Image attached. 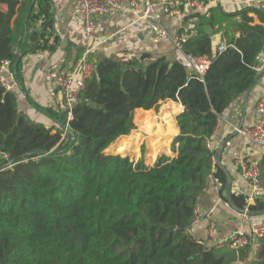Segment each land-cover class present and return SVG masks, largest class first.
Segmentation results:
<instances>
[{"label": "trees", "instance_id": "1", "mask_svg": "<svg viewBox=\"0 0 264 264\" xmlns=\"http://www.w3.org/2000/svg\"><path fill=\"white\" fill-rule=\"evenodd\" d=\"M4 4L8 11L0 10V264H264V238L257 241L252 260V243L240 251L218 250L190 233L210 177L223 187L228 183L219 161L212 164L217 152L207 144L225 110L259 78L255 68L264 51V12L249 5L234 12L231 17L240 19V37L231 39L216 57L213 10L210 17H198L199 36L184 51L210 61L203 76L176 60L147 53L92 61L93 75L71 110L66 102L56 109L28 97L31 106L51 120L49 127L20 111L17 95L1 80V67L10 62L9 70L28 95L24 58L54 53L59 46L52 0H25L24 5L22 0H0V6ZM253 15L261 24H254ZM164 98L185 108L177 118L180 134L171 146L176 158L163 154L148 167L145 148L137 163L120 156L139 155L141 132L113 145L120 155L105 154L135 129L136 110L146 111L141 121L147 123L150 110L158 112ZM151 124L146 133L155 156L168 140L161 138L160 127L152 131ZM260 167L264 189V156ZM261 196L249 206L250 214H264ZM247 198L233 195L232 204L242 211Z\"/></svg>", "mask_w": 264, "mask_h": 264}, {"label": "crops", "instance_id": "2", "mask_svg": "<svg viewBox=\"0 0 264 264\" xmlns=\"http://www.w3.org/2000/svg\"><path fill=\"white\" fill-rule=\"evenodd\" d=\"M240 1L219 0L217 4L211 7L215 19V27L211 33L214 36L221 34L222 42L226 44L231 39L240 37L236 27L240 19L231 17L234 12L245 6ZM24 3L25 0H22L21 5H24ZM52 3L55 32L59 38V46L54 53L40 52L24 58L22 75L28 95L20 87L11 71L2 73L1 77L3 84L17 95L20 111L38 123L46 124L49 127L52 124L50 119L31 106L28 97L42 106H53L56 109L63 108L66 102L59 94L56 96L50 95L48 84L45 80V70L48 68L56 71L60 69L71 70L89 49L92 50L91 57L93 62L105 57L118 60L122 58L131 59L146 53L155 58L175 60L172 42L170 40L151 41L147 39L145 37L147 25L143 21H137L136 17L130 13L123 12L114 17H98L96 35L94 38H88L83 23L72 16V0H52ZM0 10L7 12L8 6L5 4L1 5ZM199 16H204V13L200 10L186 14L182 18L168 16L163 11H160L158 13V21L172 36L183 30H196L199 36V27L196 28ZM254 24H261L256 16H254ZM259 64H264V51L259 56ZM257 73L259 78L252 89L239 96L219 118L215 133L210 140V147L212 150H216L219 164L226 172L228 183L223 187L220 182L210 177L207 187L198 201L202 219L196 226H192L190 233L196 240L208 247H213L215 241L227 238L237 231H244L247 235L251 234V227L244 222L242 211L238 210L231 200L233 195L249 196V188L242 178L239 168L236 166V157L239 153H248L257 159H262L264 148L246 143L243 137L233 133V128L252 127L258 120L257 106L261 101H264V71ZM150 111L153 112V115L150 116L147 123L141 121L145 117L144 112L146 111L143 109L135 111L134 131L142 134L143 139L140 146L141 144L143 146L145 141L148 143L146 127L150 123L153 124H151L152 131L155 132L160 127L161 131L164 132V134H161V138L168 140L167 144L155 156L151 149L147 157L146 155L144 156L145 164L148 167H153L159 156H161L159 155L161 152H164L163 154L170 159L177 157V152L174 153L171 150V146L174 139L180 134L177 118L185 112V108L179 102L164 98L160 102L158 112L155 110ZM131 135L117 139L105 151V154L120 155L116 150L112 149L113 145L118 140L128 138ZM147 145L149 146V144ZM120 156L127 157L124 155ZM142 158V150H140L139 155H133L131 160L137 163ZM261 195V200L264 201V191ZM250 217L252 220L264 222V214H250ZM212 224L215 226V231L213 235H210L209 228ZM257 244L256 240L252 241V260H254L257 253ZM236 264L242 263L239 261Z\"/></svg>", "mask_w": 264, "mask_h": 264}, {"label": "built area", "instance_id": "3", "mask_svg": "<svg viewBox=\"0 0 264 264\" xmlns=\"http://www.w3.org/2000/svg\"><path fill=\"white\" fill-rule=\"evenodd\" d=\"M72 16L83 23L85 33L88 38H94L97 30L98 17H114L119 13H130L136 17L137 21H143L147 25L145 37L151 41L170 40L174 48L175 60L186 69H190L200 76H203L210 64L207 58H198L186 54L184 46L189 41L198 37L196 30H183L175 36L170 35L168 30L158 21V13L163 11L166 15L182 18L186 14L194 11H202L204 15L210 17L211 7L219 0H72ZM242 5L256 7L264 12V0H241ZM228 48V44L221 42L217 52L222 53ZM92 50H87L76 67L72 70L58 71L48 68L45 70V80L48 84L51 96L61 95L69 110L78 103L81 93L86 88V83L91 79L95 70V64L91 60ZM10 62L6 61L1 67V72L9 70ZM257 72L264 71V64H259L255 68ZM2 80V78H1ZM6 86V85H5ZM7 88V86H6ZM8 89V88H7ZM9 90V89H8ZM259 114L258 120L252 127H234L233 133L243 137L246 143L264 148V101L257 106ZM71 118V115H70ZM211 148V143L208 142ZM218 158L212 157V164L216 165ZM236 166L239 168L242 178L249 188L247 205L242 210L244 222L251 227V234L244 231H237L227 238L215 241L213 248L229 249L240 251L245 249L253 240L258 241L264 238V222L252 220L249 213V206L264 191L261 181L260 159L248 153H239L236 157ZM202 214L197 206L195 219L192 226L200 223ZM210 235L214 234L215 226L209 228ZM258 243V242H257ZM259 244L256 245L258 250Z\"/></svg>", "mask_w": 264, "mask_h": 264}, {"label": "water", "instance_id": "4", "mask_svg": "<svg viewBox=\"0 0 264 264\" xmlns=\"http://www.w3.org/2000/svg\"><path fill=\"white\" fill-rule=\"evenodd\" d=\"M33 7V6H32ZM212 53H213V56L216 57L217 56V49H218V46L221 44L222 42V35L221 34H218V35H215L212 37ZM20 55L18 56V62L16 63V65L14 66V70H15V74H17V67H18V63L20 62ZM75 139L73 138L72 139V142L74 141Z\"/></svg>", "mask_w": 264, "mask_h": 264}, {"label": "rangeland", "instance_id": "5", "mask_svg": "<svg viewBox=\"0 0 264 264\" xmlns=\"http://www.w3.org/2000/svg\"><path fill=\"white\" fill-rule=\"evenodd\" d=\"M63 70H65V69H63ZM138 130V129H137ZM135 131L133 130L132 132H131V134L132 133H134ZM130 134V135H131ZM144 144H143V146H142V144H141V146H139V151L140 150H142V148H145V155H146V157H147V154H149L150 153V148H149V146L147 145L148 143H147V141H145V142H143ZM163 153L164 152H161L159 155H163ZM129 155V156H128ZM127 157H129L130 159H132V157H133V155L130 153V154H127ZM147 159V158H146Z\"/></svg>", "mask_w": 264, "mask_h": 264}]
</instances>
